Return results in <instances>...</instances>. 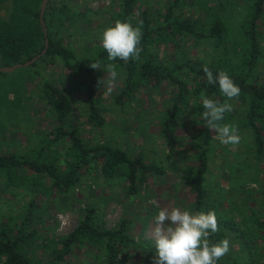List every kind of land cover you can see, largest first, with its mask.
<instances>
[{
	"label": "trees",
	"instance_id": "obj_1",
	"mask_svg": "<svg viewBox=\"0 0 264 264\" xmlns=\"http://www.w3.org/2000/svg\"><path fill=\"white\" fill-rule=\"evenodd\" d=\"M41 1L12 0L13 9L9 19L0 18V67L23 63L42 52ZM208 2L170 0L165 10L150 14L144 4H139V0H118V8L110 15L105 29L113 26L116 20H130L133 26L143 21V36L139 45L141 52L138 60L117 59L110 62L101 43L102 33L98 39L100 45L93 48L76 49L64 42L57 29L65 24L66 18L62 12L68 6L47 0L43 20L48 46L35 62L16 70H34L41 81L38 98L61 124L51 134L41 137L39 145L28 153H0V174L5 177V187L16 186L22 181L31 186L39 184L42 188L40 193L47 196L68 194L84 183L93 170H97L102 180L122 181L127 193L134 195L142 185L146 186L149 176L164 173L162 167L147 162L142 155L133 157L109 142L91 143L78 127L63 124L72 113V100L65 90L36 68L40 62L45 65L60 64L83 77L87 122L101 127L105 124V118L98 107L97 80L100 69L90 66L99 61L102 67L113 63L120 72L121 85L113 97L114 104L119 108L129 105L144 87L154 90L162 86L168 88L169 105L159 117V132L169 143L179 142L177 129L182 117H191L196 122L190 141L193 166L191 172L182 175V179L193 195L194 211L212 210L206 203L204 174L215 131L207 126L203 117V98L223 103L226 97L220 92L218 83L209 84L203 68L207 66L214 75L221 70L227 71L239 85V97L229 101L233 104V111L225 113L224 120L219 123L236 125L240 135L242 131L246 132V138L241 140L245 146V158L248 164L255 159L257 166L264 158V78L259 79L255 75L263 55L259 29L264 18V0H244V8H241L242 4L237 8L228 0H219L214 5ZM191 4L205 11L203 20L186 16V9ZM238 11L243 14L235 26V13ZM189 39L195 44L211 43L216 56L206 62H193L184 49ZM166 51L170 55H162ZM13 72L0 71V75L7 76ZM241 155L242 152L236 147L235 158L238 160ZM259 191L264 197V187ZM33 205L34 199H31L25 219L16 228H0V264H56L69 258L76 249L87 248L98 252L94 256L96 259L103 257L107 264H117L120 257L131 256L127 252L132 247L139 246L132 236L131 219L123 217L117 226L105 228L96 218V207L86 205L73 231L55 240L57 247L52 251L51 259L45 263L35 261L24 249L25 238L34 232L26 233L23 225ZM249 209V221H257V226L262 227L264 219H258L254 209ZM217 215L219 231L209 237L210 241L219 242L225 237L229 241L235 239V248L232 250L230 247L229 253L217 264H258L263 257L249 252L248 238L244 231H240V226L230 218ZM240 237L244 238V242L239 241Z\"/></svg>",
	"mask_w": 264,
	"mask_h": 264
},
{
	"label": "rangeland",
	"instance_id": "obj_2",
	"mask_svg": "<svg viewBox=\"0 0 264 264\" xmlns=\"http://www.w3.org/2000/svg\"><path fill=\"white\" fill-rule=\"evenodd\" d=\"M54 1L68 6L62 12L66 18L65 24L58 26L57 32L64 42L76 49L100 45V34L110 15L118 8V0ZM169 1L139 0V4H144L150 14H154L165 10ZM218 1L209 0L208 4L214 5ZM228 1L238 8L244 0ZM241 8H244L243 4ZM12 9V0H0V18L9 19ZM242 14L240 11L235 13V26ZM186 16L203 20L205 11L191 4L186 9ZM259 32L263 55L255 75L262 79L264 18ZM184 49L195 63L206 62L216 56L209 42L195 44L189 39ZM165 53L170 55L167 51L162 55ZM36 68L52 83L65 90L72 100V113L63 124L78 127L91 143L109 142L123 148L133 157L142 155L147 162L162 167L164 173L149 176L146 186L142 185L138 193L131 195L127 193L122 181H104L97 170H93L74 191L54 196L40 193L42 188L39 184L31 186L22 181L7 188L5 177L0 174V228L14 229L20 225L26 217L28 202L34 199L29 218L23 224L26 233H34L25 238L24 249L35 261L45 263L51 259L52 251L57 247L55 240L72 232L85 206L92 205L96 207L98 222L105 228L117 226L123 217L132 220V236L139 246L132 247L127 252L131 256L120 257L117 264H153L155 241L151 233L154 217L160 208L180 206L194 211L193 195L182 175L192 170L194 156L190 141L196 122L191 117H182L177 129L179 142L169 143L159 132V117L169 105L168 88L162 86L154 90L144 87L129 105L119 108L113 102L121 85V75L116 69L119 75L114 91L110 95H103L102 88L98 90V107L105 118V124L94 127L86 119L83 77L60 64L45 65L40 62ZM102 69L99 71L100 78L106 75ZM40 88V78L33 69H20L7 76L0 75V153H28L31 148L39 145L41 137L51 134L61 124L38 98ZM213 136L208 167L204 174L206 203L216 214L230 218L240 226V231H244L248 238L249 252L262 256L258 264H264V224L259 228L257 221H249L250 207L254 209L257 218L264 219V197L259 191L264 187V158L257 166L255 159H251L248 164L242 141L236 146L224 145L216 138V132ZM241 136L246 138V132L242 131ZM236 147L242 152L238 160L235 158ZM243 240L240 237L239 241ZM230 242L233 250L235 239H230ZM97 253L91 248L76 249L69 258L56 264H107L103 257L95 258Z\"/></svg>",
	"mask_w": 264,
	"mask_h": 264
},
{
	"label": "clouds",
	"instance_id": "obj_3",
	"mask_svg": "<svg viewBox=\"0 0 264 264\" xmlns=\"http://www.w3.org/2000/svg\"><path fill=\"white\" fill-rule=\"evenodd\" d=\"M142 27L143 21L133 26L130 20H116L113 26L103 30L101 43L110 62L139 59ZM90 66L102 69L99 61ZM102 70L106 75L98 78L97 87L102 88L103 95H110L116 87L119 73L113 63L103 66ZM203 71L209 84L218 83L220 92L226 97L223 103L203 98V117L207 126L217 133L216 138L220 143L239 145L242 140L239 128L234 124L219 122L224 120L225 113L233 111V104L229 101L239 97L241 89L227 71L221 70L214 75L207 66ZM218 231L215 210L194 212L180 206L160 208L154 217L151 233L155 241L153 264H217L230 251L227 237L215 243L210 241L209 237Z\"/></svg>",
	"mask_w": 264,
	"mask_h": 264
},
{
	"label": "water",
	"instance_id": "obj_4",
	"mask_svg": "<svg viewBox=\"0 0 264 264\" xmlns=\"http://www.w3.org/2000/svg\"><path fill=\"white\" fill-rule=\"evenodd\" d=\"M46 3H47V0H42L41 4H40V10H39V20H40V23L42 25L43 34H44V48H43L42 52L40 54L34 56L33 58L23 62V63H16V64L10 65V66H2V67H0L1 72L10 73V72H13L14 70H16L18 68L29 66L33 62H35L45 52V50L48 46L47 29L45 27V23L43 20V13H44V10L46 7Z\"/></svg>",
	"mask_w": 264,
	"mask_h": 264
}]
</instances>
